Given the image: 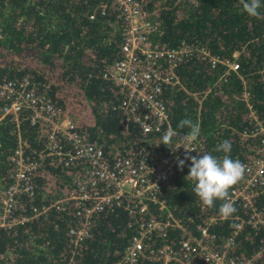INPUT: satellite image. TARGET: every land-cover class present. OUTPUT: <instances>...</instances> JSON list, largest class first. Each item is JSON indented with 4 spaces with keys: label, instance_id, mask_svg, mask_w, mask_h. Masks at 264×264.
I'll list each match as a JSON object with an SVG mask.
<instances>
[{
    "label": "trees",
    "instance_id": "trees-1",
    "mask_svg": "<svg viewBox=\"0 0 264 264\" xmlns=\"http://www.w3.org/2000/svg\"><path fill=\"white\" fill-rule=\"evenodd\" d=\"M104 1L0 0V74L29 72L46 87L55 104L65 109L69 105H83L90 118L87 123L78 124V128L107 152L141 139L136 127L130 126L125 135L121 133L118 109L111 108L120 94L116 85L102 76L106 65L117 56L122 39L114 11L106 8L99 12V4ZM143 4L158 21L163 42L175 45L180 39L195 41L220 57L238 52L237 73L228 74L224 80L218 78L220 67L212 69L202 60L185 59L175 68L181 86L163 88L162 98L173 131H190L177 127L185 118L199 124L200 155L209 153L222 158L225 153L216 152L215 146L229 140L232 148L227 155L244 162L257 136H244L241 131L253 129L255 120L264 125V91L256 71L264 64V0L259 9L260 19L244 13L239 0H143ZM242 82L248 91L246 101L234 98ZM247 102L250 110L246 108ZM164 134L155 135L152 142L161 140ZM17 137L22 139L26 154L41 146L42 130L29 123L25 111L17 113L16 120L11 114L0 116V190L9 179L7 158ZM190 165L185 161L183 170L178 165L174 167L159 195L164 206L157 209V204L152 203L150 210L157 215L158 210L169 212L195 233L205 216L219 214L223 201H215L212 208L202 205L192 192L193 183L185 179ZM66 171L45 159L32 177L38 190L35 202H45L60 194L63 185L59 180L67 178ZM49 178H56L55 187L46 186ZM254 198L256 206L264 211V182ZM235 208V215H243L238 204ZM132 218L120 205L96 211L91 235L70 257L66 225L72 220L71 215L51 207L43 215L9 230L0 227V264H113L132 232L128 224ZM231 225L232 220L219 219L209 228L221 235ZM255 230L253 234L248 225L241 229L237 254L249 256L254 251L261 234ZM168 233L171 238L177 230ZM135 264L158 263L140 256Z\"/></svg>",
    "mask_w": 264,
    "mask_h": 264
},
{
    "label": "built area",
    "instance_id": "built-area-1",
    "mask_svg": "<svg viewBox=\"0 0 264 264\" xmlns=\"http://www.w3.org/2000/svg\"><path fill=\"white\" fill-rule=\"evenodd\" d=\"M106 8L114 11L122 39L117 56L106 65L102 76L109 78L120 94L111 108L118 109L121 133L125 135L130 126L136 127L141 140L105 152L99 142L90 140L78 128L65 108L48 97L46 87L31 73L0 74V116L11 114L16 120L17 113L25 111L29 123L42 130L41 146L36 152L24 153L22 139L17 137L7 158L10 170L8 182L0 190V227L9 230L43 215L51 207L63 215L70 214L72 220L66 225V233L71 257L91 235L93 213L120 205L133 216L128 223L132 232L113 264H135L140 256L158 264H264V211L256 206L254 198L264 182V125L256 120L253 129L241 131L244 136H257V141L243 162V179L229 190L230 200L234 206L239 205L243 215L233 213L227 218L232 220L227 233L219 235L209 228L216 220L225 219L219 214L205 216L193 233L169 212L158 210L157 215L150 210L152 203L157 204V209L164 206L159 197L162 187L178 165L177 157L185 156L183 145L175 150L158 144L160 140L152 142L155 135L171 129L163 88L181 86L175 68L185 59L202 60L212 69L220 67L218 78L224 80L228 74L237 73L238 52L220 57L195 41L180 39L175 45L163 42L158 21L143 0H105L99 4L100 13ZM256 71L264 91V64ZM247 96L242 82L234 98L246 101ZM172 143L179 145L181 141L174 137ZM200 146L199 138L186 145L196 148L190 155L197 157ZM45 159L51 165L64 167L69 174L59 180L63 185L60 194L37 203L38 190L32 177ZM55 180L49 178L46 186L55 187ZM246 225L253 234L255 229L261 234L257 231L260 236L254 251L242 256L235 249L237 236ZM172 229L177 233L169 238Z\"/></svg>",
    "mask_w": 264,
    "mask_h": 264
},
{
    "label": "clouds",
    "instance_id": "clouds-1",
    "mask_svg": "<svg viewBox=\"0 0 264 264\" xmlns=\"http://www.w3.org/2000/svg\"><path fill=\"white\" fill-rule=\"evenodd\" d=\"M242 5L243 12L249 17L260 19L262 13L259 9L262 7L261 0H239ZM177 127L179 129H190L186 135L179 136L177 131L169 129L161 137L158 144L163 143L165 146L179 149L183 145L185 156L183 159L177 157L179 170H183L185 161L190 160L191 165L188 175L185 179L191 181L194 185L192 192L199 198L204 207L212 208L215 201L220 200L223 203L219 206V215L227 219L236 212L234 203L230 200L229 190L244 177L246 166L239 159H233L227 153L231 152V142L224 140L215 146L216 152H223L225 155L221 157L214 156L209 153L203 155L191 156L190 152L197 151L195 147H186L198 140L200 135L199 124L193 123L189 118L179 121ZM178 138L181 143L173 145V138ZM174 151V150H173Z\"/></svg>",
    "mask_w": 264,
    "mask_h": 264
},
{
    "label": "rangeland",
    "instance_id": "rangeland-1",
    "mask_svg": "<svg viewBox=\"0 0 264 264\" xmlns=\"http://www.w3.org/2000/svg\"><path fill=\"white\" fill-rule=\"evenodd\" d=\"M66 112L67 114L72 117V119L77 124H84L88 122V119L90 118V112L87 110L83 105H69L66 106ZM149 152L152 153L153 150H151V147L149 148ZM55 184V181H54Z\"/></svg>",
    "mask_w": 264,
    "mask_h": 264
},
{
    "label": "crops",
    "instance_id": "crops-1",
    "mask_svg": "<svg viewBox=\"0 0 264 264\" xmlns=\"http://www.w3.org/2000/svg\"><path fill=\"white\" fill-rule=\"evenodd\" d=\"M191 95L194 97V98H197V95L195 94V93H191ZM197 101L198 102H200V99L199 98H197ZM247 108V110H250V107H246ZM187 133V132H186Z\"/></svg>",
    "mask_w": 264,
    "mask_h": 264
}]
</instances>
